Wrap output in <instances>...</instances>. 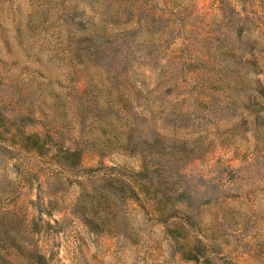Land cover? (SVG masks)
Segmentation results:
<instances>
[{"label": "rangeland", "instance_id": "obj_1", "mask_svg": "<svg viewBox=\"0 0 264 264\" xmlns=\"http://www.w3.org/2000/svg\"><path fill=\"white\" fill-rule=\"evenodd\" d=\"M0 264H264V0H0Z\"/></svg>", "mask_w": 264, "mask_h": 264}, {"label": "trees", "instance_id": "obj_2", "mask_svg": "<svg viewBox=\"0 0 264 264\" xmlns=\"http://www.w3.org/2000/svg\"><path fill=\"white\" fill-rule=\"evenodd\" d=\"M147 171V170H146ZM119 187H120V190L122 189V187H123V184L122 183H120V185H119ZM184 192H181L180 194H183ZM118 194L119 195H121V192H118ZM186 203H187V201H186Z\"/></svg>", "mask_w": 264, "mask_h": 264}]
</instances>
